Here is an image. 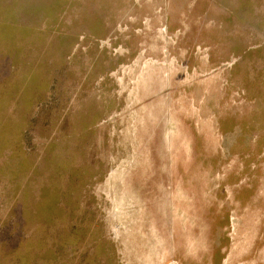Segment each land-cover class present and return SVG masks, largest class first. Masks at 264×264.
I'll use <instances>...</instances> for the list:
<instances>
[{
    "label": "rangeland",
    "instance_id": "374dc122",
    "mask_svg": "<svg viewBox=\"0 0 264 264\" xmlns=\"http://www.w3.org/2000/svg\"><path fill=\"white\" fill-rule=\"evenodd\" d=\"M0 264H264V0H0Z\"/></svg>",
    "mask_w": 264,
    "mask_h": 264
},
{
    "label": "crops",
    "instance_id": "0c3cea01",
    "mask_svg": "<svg viewBox=\"0 0 264 264\" xmlns=\"http://www.w3.org/2000/svg\"><path fill=\"white\" fill-rule=\"evenodd\" d=\"M0 72H1V68H0Z\"/></svg>",
    "mask_w": 264,
    "mask_h": 264
}]
</instances>
